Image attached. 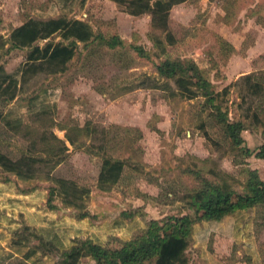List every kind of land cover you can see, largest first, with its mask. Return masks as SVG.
<instances>
[{
  "label": "rangeland",
  "instance_id": "374dc122",
  "mask_svg": "<svg viewBox=\"0 0 264 264\" xmlns=\"http://www.w3.org/2000/svg\"><path fill=\"white\" fill-rule=\"evenodd\" d=\"M154 1L0 0V65L6 71L14 72L25 60L28 48L13 47L9 34L29 17L81 19L93 32L117 34L123 41L115 47L99 39L70 44L59 31L39 37L35 42L41 46L60 43L73 53L63 68L30 77L14 98L0 96V151L15 160L35 159L26 178L0 165V192L7 196L0 193L1 255L13 256L2 264H61V250L73 239L115 247L145 230L151 218L193 215L189 194L200 177L241 191L252 167L264 180V161L243 153L262 142L264 0L161 4L166 20L152 17ZM165 58L199 66L228 117L243 121L240 146L230 143L207 97L194 87L196 95L189 96L173 78L157 73L155 64ZM247 73L260 84L259 94L249 89ZM104 156L124 162L113 183H99ZM58 177L75 182V199L49 193ZM263 205L253 207V230L264 258ZM53 234L62 245L51 241ZM193 235L181 264L199 259ZM211 243L216 259L240 264L239 258L228 259L232 243L223 235L211 234ZM232 248L238 250L232 256L243 258L242 244ZM29 249L34 251L25 262L22 254ZM97 255L106 256L101 248ZM97 260L83 253L72 264Z\"/></svg>",
  "mask_w": 264,
  "mask_h": 264
},
{
  "label": "trees",
  "instance_id": "16d2710c",
  "mask_svg": "<svg viewBox=\"0 0 264 264\" xmlns=\"http://www.w3.org/2000/svg\"><path fill=\"white\" fill-rule=\"evenodd\" d=\"M184 0H155L150 10L152 17L157 15L162 20L167 19V11H160L161 4L182 2ZM59 31L64 38H71L70 44L79 41L101 40L109 47H115L123 43L122 38L117 34L103 36L92 31L90 24L81 19H67L65 15L49 17L47 19H36L29 17L10 31L9 39L13 47H27L25 60L14 72L3 69L0 65V96L12 99L16 96L22 84L30 77L39 73H49L59 65L64 67L65 58L73 53V48L64 44H53L47 42L44 45L36 43L39 37H47ZM133 48L141 55H146L143 48L134 45ZM158 74L167 78H173L179 85L182 92L188 91V95H196L197 91L207 97V103L212 108V113L218 123L221 124L224 133L230 143L240 146L243 142L241 134L244 123L241 119L231 120L221 104L215 100L218 93L210 89L209 80L201 73L197 64L192 60L182 61L180 58H165L155 64ZM250 81V73L244 75ZM194 87L195 89H192ZM249 89L253 94H259L260 84L250 81ZM256 120L258 117L252 114ZM259 116V115H258ZM2 115L0 114V119ZM260 130L262 142L254 149L244 147L245 155H254L264 161V122L261 123ZM66 139H71L66 136ZM71 141V140H70ZM35 159L33 157H22L13 159L6 153L0 151V165L10 172L16 173L19 177H28L33 174ZM124 162L120 159H112L109 156L102 158V167L99 171V183L115 182L122 173ZM191 171V169H189ZM57 185L50 188L49 193L59 191L64 198L75 199L78 187L74 181L64 177H58ZM2 192V191H1ZM0 192V193H1ZM50 198H48L49 200ZM189 206L194 214L183 213L182 215H170L165 218H151L148 226L142 232L125 239L120 245L115 247H103L101 243L89 239H80L69 244L61 250L64 256L61 261L64 264H72L75 258L83 253L92 254L97 257L98 264H143L150 261L152 264H181L180 259L192 239L193 231L197 224L203 221H219L224 216L234 212L252 209L255 205L264 204V180L259 176L256 168L247 169V177L244 181L243 189L237 191L226 182H215L206 177H200L197 189L189 194ZM264 208V205L262 206ZM88 212H83L85 216ZM40 237V236H39ZM51 241L62 245L60 237L51 235ZM14 245H23V242H12ZM102 249L106 256L101 259L97 255V250ZM34 249L24 251L22 254L25 262L29 261V255ZM83 251V252H82ZM2 256V255H1ZM8 254L0 259V264L4 258H12ZM61 263V264H62ZM26 264V263H24Z\"/></svg>",
  "mask_w": 264,
  "mask_h": 264
},
{
  "label": "crops",
  "instance_id": "0c3cea01",
  "mask_svg": "<svg viewBox=\"0 0 264 264\" xmlns=\"http://www.w3.org/2000/svg\"><path fill=\"white\" fill-rule=\"evenodd\" d=\"M5 195V193L2 191ZM7 196L5 195V198ZM254 220H253V208L242 211H234L224 216L219 221H203L201 224H197L194 229V235L192 246L196 250L199 258L194 264H223V260L220 258L216 259L211 250V234L214 233L223 235L227 238L232 245L230 249V258H239L235 262L240 264H264V258L260 254L259 244L254 235ZM242 244L243 246V258L242 256H232L231 253L235 250L232 246L236 244ZM1 248H0V259ZM263 259V260H262Z\"/></svg>",
  "mask_w": 264,
  "mask_h": 264
}]
</instances>
